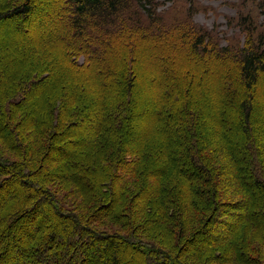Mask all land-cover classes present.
Wrapping results in <instances>:
<instances>
[{"label": "trees", "instance_id": "trees-1", "mask_svg": "<svg viewBox=\"0 0 264 264\" xmlns=\"http://www.w3.org/2000/svg\"><path fill=\"white\" fill-rule=\"evenodd\" d=\"M63 1L68 9L57 4L51 16L69 12L74 33L53 47L101 79L104 102L95 118L83 90L64 85L66 69L51 62L1 69L0 264L12 246L30 261L22 264H264V25L238 23L242 42L221 46L211 30L147 23L159 0ZM47 8L45 0H0V29L22 32ZM152 45L184 59L160 79L163 119L142 134L143 64L132 56ZM184 62L212 72L221 109L211 124L202 121L208 100L193 93L200 72H184ZM88 133L93 144L78 152ZM150 226L173 230L174 241L150 235Z\"/></svg>", "mask_w": 264, "mask_h": 264}, {"label": "rangeland", "instance_id": "rangeland-1", "mask_svg": "<svg viewBox=\"0 0 264 264\" xmlns=\"http://www.w3.org/2000/svg\"><path fill=\"white\" fill-rule=\"evenodd\" d=\"M45 2L48 8L43 9L42 14L38 17L31 18L28 22H25L26 24L23 26L24 30L22 32L15 30V27L0 29V38H4L2 40L3 46L0 48V71L2 68H7L9 73L11 69L19 68L22 72L23 69L26 71L29 64L38 63L40 67L44 64L47 65L49 62L53 63L54 69L62 70L64 68L66 69V74L63 76L64 85H69L70 87L78 85L83 90L84 103L86 102L85 107L89 108L91 113L96 114L95 118H98L100 115L99 108H101V103L104 102V90L101 88V79L93 71H81L71 67L68 60L62 57V54H56L59 49L53 47L55 41L72 37L74 33V29L68 20L69 12L66 11L65 15L54 16L53 14L51 16L52 13L49 10L50 7L56 9L57 4L59 5L60 3L64 8L68 9L66 2L63 0H45ZM156 9L155 18L148 20L147 23H154L155 21L168 25L184 23L190 24L192 27L197 26L205 31L211 30L214 37L221 40L219 41L221 46H226L227 43L242 42L243 34L238 23H261L264 25V0H159L157 1ZM168 46H137L135 49L138 50V56H132L134 59L142 61L143 64L140 66L139 72L141 74L136 83L137 95L139 97V109L137 108L136 117L139 123L138 131L142 134L147 131L149 132L155 126V121L163 119L162 110L157 105L158 90L156 88L159 86L160 79H163L165 71L172 69L176 63L184 59L176 50L175 52H169L165 49ZM51 49H53V53ZM164 49L167 51H164ZM52 57L55 59L52 60ZM80 61H83V58H80ZM8 62H11V64H8ZM218 68L217 64L212 65L214 72ZM183 70L188 73L200 72L202 65L200 66L196 62H184ZM3 75H0L2 80L4 79ZM58 75L59 77H55L57 79L55 82L61 78V73H57ZM199 77L202 78L199 80V86L194 89L193 93L195 95H202L204 99L208 100L207 104L203 106L204 117L202 121H204V124H211L218 119L217 112L221 109L219 101L220 93L211 88L213 78L211 71L206 74L200 72ZM94 120L98 121L97 119ZM83 136L89 137L82 140L81 137ZM81 137H78L76 140L78 152L88 148L87 143L93 144L94 139L92 133L83 134ZM213 138L218 141L219 137L214 134ZM224 143L230 145V142L227 140ZM15 185L17 188L18 185ZM176 202L177 205L176 203L175 205L178 206L181 218L186 219L187 215L191 212V207H188V203L184 201L183 191H180ZM187 209H189V212ZM193 216H196V214ZM173 220L169 221L171 225L174 223ZM20 222L19 224L22 225L23 222ZM150 228L149 230H154L149 232L150 235L154 236V234L156 235L161 231L165 236H163V239L174 241L173 230L170 231L163 227L159 228V226L155 228L150 226ZM3 240V237L0 236V244ZM147 241L153 243L152 240L148 239ZM25 242H27V239H25ZM158 246L166 249L163 244H159ZM12 247L6 250V255L16 259L14 264H22L23 261L26 263L30 262L28 258L21 259L17 256ZM28 252L25 255L29 257L30 254L28 255ZM9 257L6 261H10ZM151 260L157 263L162 262L156 255H152ZM6 261L3 264H7ZM193 263L199 264L198 261H193ZM185 264L187 263L185 262Z\"/></svg>", "mask_w": 264, "mask_h": 264}]
</instances>
